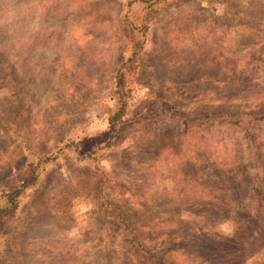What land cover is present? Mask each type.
Here are the masks:
<instances>
[{"label":"rangeland","instance_id":"obj_1","mask_svg":"<svg viewBox=\"0 0 264 264\" xmlns=\"http://www.w3.org/2000/svg\"><path fill=\"white\" fill-rule=\"evenodd\" d=\"M262 109L264 0H0V264L264 262Z\"/></svg>","mask_w":264,"mask_h":264},{"label":"trees","instance_id":"obj_2","mask_svg":"<svg viewBox=\"0 0 264 264\" xmlns=\"http://www.w3.org/2000/svg\"><path fill=\"white\" fill-rule=\"evenodd\" d=\"M132 62H134V58H133V54H131L128 59L126 61H124L120 68L119 71L122 70L125 66H127L128 64H131ZM115 87H117L116 89H111V98L114 99L116 101L117 104H119V109L118 111L122 112L125 108V104L126 101L124 99V95L121 93L120 91V86L121 83L119 82V74L117 73V77L115 79ZM248 107H241V106H234L232 105L231 107H225L221 112V114L223 116H236L238 114H240L239 117V125H242L243 127L249 128L253 117L252 115H256L257 112L254 111L257 108H249ZM243 110H250L249 117L244 116V114H242ZM264 112V109H262ZM218 112V114L220 113ZM195 113V112H194ZM216 114V113H215ZM214 113H208V116L211 117L213 116ZM114 118V116H111L109 118V122H112V119ZM112 130H115V126L113 125V123L111 124ZM67 147L69 149H72V152L77 155V159H83L86 157H91L90 153H84L78 150L77 145H75L74 143H70L67 144ZM257 148V147H256ZM55 159L54 155H49L46 156L44 159H41L38 161V164L36 165L35 168L33 169H29L27 170L28 173H30V175H28L25 178H19V177H9L6 179V181L4 182L2 188L0 189V227L6 223H9L12 219H13V214L16 212L19 202H20V198L21 196L24 194L25 190L31 185L33 184L36 179H37V174H36V170H37V166H39L40 164H44L45 162ZM255 172L257 173L256 176H254L252 178L253 181H260L262 179V175H259V173H264V167L262 165H257L255 168ZM30 177V179H28V177ZM106 180V178L104 179V181ZM227 191V189H226ZM230 194V193H229ZM221 197H223L224 195H219ZM209 199H212V201L215 199V197H208ZM225 198L229 201H231L233 203V222L236 225V232L238 231V236H243L242 234H245L246 231L244 230L245 227H247V225L244 223V220L246 219V216L244 214V207L242 204H240L237 200H233L232 198H230V196H225ZM254 198L257 200V203L259 204V212H263V216H264V194L263 191H259V193H255L251 196V199ZM206 201V200H205ZM261 214V213H259ZM262 227H258V229L256 230L255 234L257 236H264V222L262 223ZM194 242H200V243H204L205 241L203 239H199V238H194L193 239ZM256 243V241H254V244ZM150 257H157L158 259H163L161 262H159V264H166L165 261V257H161L160 256V252L157 249V251L152 252V250L149 252ZM205 257H203L204 259ZM199 263V264H212L213 259L209 258L206 259ZM235 261V259H234ZM199 262V261H198ZM238 264H244V262L241 260V258H239ZM255 264H264V262L261 263H255Z\"/></svg>","mask_w":264,"mask_h":264}]
</instances>
